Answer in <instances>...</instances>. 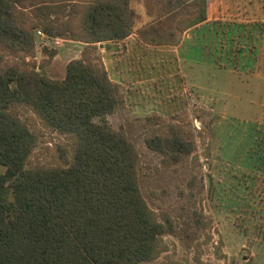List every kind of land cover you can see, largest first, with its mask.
Returning <instances> with one entry per match:
<instances>
[{
  "label": "rangeland",
  "instance_id": "obj_1",
  "mask_svg": "<svg viewBox=\"0 0 264 264\" xmlns=\"http://www.w3.org/2000/svg\"><path fill=\"white\" fill-rule=\"evenodd\" d=\"M43 1L63 10V20L72 17L76 28L92 0ZM205 3L207 20L191 25ZM130 6L131 34L93 47L125 95L108 119L139 153L143 199L158 222L173 224L160 233L161 253L141 264H264V0H130ZM24 12L34 19L39 10ZM39 30L26 61L62 79L87 43L70 34L45 38ZM0 53L23 62L7 49ZM17 110L38 137L29 165H61V147L71 149V139L29 108ZM174 132L193 145L178 161L147 142Z\"/></svg>",
  "mask_w": 264,
  "mask_h": 264
},
{
  "label": "trees",
  "instance_id": "obj_2",
  "mask_svg": "<svg viewBox=\"0 0 264 264\" xmlns=\"http://www.w3.org/2000/svg\"><path fill=\"white\" fill-rule=\"evenodd\" d=\"M34 8L38 17L31 19L24 11ZM57 8L43 0H0V47L23 60L8 62L0 53V264H141L161 253L160 233L173 224L158 222L143 199L139 153L108 119L125 95L93 47L128 37L135 10L130 0H92L74 28ZM206 20L205 3L191 25ZM39 26L49 37L70 34L87 43L62 79L26 61L35 54ZM19 107L71 139V149L61 147V165H29L38 137ZM147 142L175 161L193 149L178 133Z\"/></svg>",
  "mask_w": 264,
  "mask_h": 264
},
{
  "label": "built area",
  "instance_id": "obj_3",
  "mask_svg": "<svg viewBox=\"0 0 264 264\" xmlns=\"http://www.w3.org/2000/svg\"><path fill=\"white\" fill-rule=\"evenodd\" d=\"M39 34L40 36L42 37H45V38H49V36H47L44 32H42L41 30H39ZM50 39V38H49ZM55 41L59 42V39H55Z\"/></svg>",
  "mask_w": 264,
  "mask_h": 264
}]
</instances>
